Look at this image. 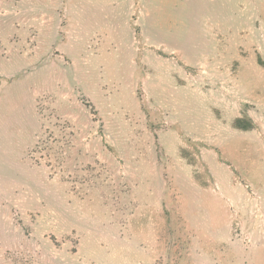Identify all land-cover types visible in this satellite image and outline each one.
Instances as JSON below:
<instances>
[{"label":"rangeland","instance_id":"1","mask_svg":"<svg viewBox=\"0 0 264 264\" xmlns=\"http://www.w3.org/2000/svg\"><path fill=\"white\" fill-rule=\"evenodd\" d=\"M0 264H264V0H0Z\"/></svg>","mask_w":264,"mask_h":264}]
</instances>
